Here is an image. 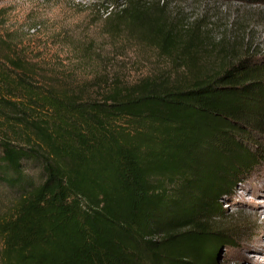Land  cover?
<instances>
[{"label":"trees","instance_id":"1","mask_svg":"<svg viewBox=\"0 0 264 264\" xmlns=\"http://www.w3.org/2000/svg\"><path fill=\"white\" fill-rule=\"evenodd\" d=\"M126 1L119 18L141 19ZM157 29L160 47L174 48ZM260 169L264 60L148 77L100 99L0 63V175L20 194L0 221L4 264H220L222 246L241 238L223 202ZM173 172L186 179L169 196L151 178Z\"/></svg>","mask_w":264,"mask_h":264},{"label":"rangeland","instance_id":"2","mask_svg":"<svg viewBox=\"0 0 264 264\" xmlns=\"http://www.w3.org/2000/svg\"><path fill=\"white\" fill-rule=\"evenodd\" d=\"M136 2L143 15L132 21L118 16L131 4L126 0H0V63L42 87L100 99L116 85L148 77L220 71L244 56L264 60V1ZM160 25L176 40L174 48L158 44ZM25 168L41 179L37 165ZM185 179L173 172L151 181L174 196ZM19 197L0 175V221L14 212ZM223 205L224 224L241 238L237 247L222 246L220 264H264V169ZM3 254L0 237V264Z\"/></svg>","mask_w":264,"mask_h":264}]
</instances>
